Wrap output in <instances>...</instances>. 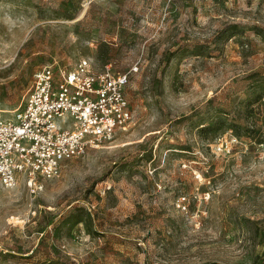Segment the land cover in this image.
I'll list each match as a JSON object with an SVG mask.
<instances>
[{
  "label": "rangeland",
  "instance_id": "1",
  "mask_svg": "<svg viewBox=\"0 0 264 264\" xmlns=\"http://www.w3.org/2000/svg\"><path fill=\"white\" fill-rule=\"evenodd\" d=\"M82 58L133 121L0 191V264H264V0H0L1 115Z\"/></svg>",
  "mask_w": 264,
  "mask_h": 264
},
{
  "label": "built area",
  "instance_id": "2",
  "mask_svg": "<svg viewBox=\"0 0 264 264\" xmlns=\"http://www.w3.org/2000/svg\"><path fill=\"white\" fill-rule=\"evenodd\" d=\"M134 66L133 70H137ZM130 72L82 58L73 68L47 64L11 116L0 114V191L20 175L33 186L60 176L63 163L111 140L133 121Z\"/></svg>",
  "mask_w": 264,
  "mask_h": 264
}]
</instances>
